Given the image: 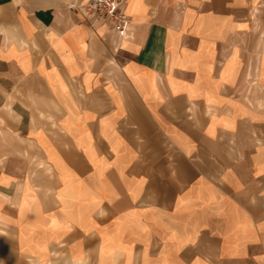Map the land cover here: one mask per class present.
I'll use <instances>...</instances> for the list:
<instances>
[{
  "label": "crops",
  "instance_id": "obj_1",
  "mask_svg": "<svg viewBox=\"0 0 264 264\" xmlns=\"http://www.w3.org/2000/svg\"><path fill=\"white\" fill-rule=\"evenodd\" d=\"M69 2L0 0V264H264V0Z\"/></svg>",
  "mask_w": 264,
  "mask_h": 264
},
{
  "label": "built area",
  "instance_id": "obj_2",
  "mask_svg": "<svg viewBox=\"0 0 264 264\" xmlns=\"http://www.w3.org/2000/svg\"><path fill=\"white\" fill-rule=\"evenodd\" d=\"M127 0H70L72 9L85 12L94 19L107 21L115 30L125 34L130 24V16L126 11Z\"/></svg>",
  "mask_w": 264,
  "mask_h": 264
}]
</instances>
